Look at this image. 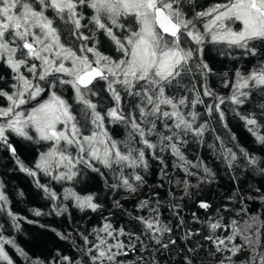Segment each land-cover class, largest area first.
<instances>
[{"label": "snow or ice", "instance_id": "1", "mask_svg": "<svg viewBox=\"0 0 264 264\" xmlns=\"http://www.w3.org/2000/svg\"><path fill=\"white\" fill-rule=\"evenodd\" d=\"M105 41L114 54L102 50ZM207 43L219 46L220 55L235 59L238 52L251 64L247 71L235 68L234 80L225 82L232 89L227 97L208 84L214 69L203 55ZM64 89H71L70 99ZM254 90L264 93V0H226L206 8L195 0H0V149L29 176L42 172L54 181L71 182L86 168L104 177L110 189L131 196L147 183L149 157L171 182L166 153L184 171L176 181L180 199L190 198L192 189L210 182L213 173L205 165L201 174L203 161L193 163L186 157L188 138L205 143L210 130L205 114L224 121L222 105H243ZM260 108L264 112V104ZM237 114L264 145L259 131L264 124L253 114ZM109 125H122L124 138L113 135ZM12 135L47 149L28 165ZM216 140L223 146L218 135ZM221 154L228 167H234L236 153L226 149ZM243 154L264 174V161ZM36 183L57 200L48 185ZM170 194L178 219L162 220L163 203L157 199L154 207L151 197H145L138 200L137 214L128 213L131 230L114 227L105 217L91 233H81L82 262L57 254L51 264H125L131 253L136 255L131 264H264V211L253 214L225 205L217 209L220 215H205L203 220L192 213L198 225L193 227L181 215L177 193ZM233 195L245 200L240 192ZM63 199H71L82 212L104 207L93 194L81 196L72 188L64 189ZM257 199L264 208V193L249 195L245 202ZM7 204L0 190V212L7 210L13 222L23 219L6 209ZM113 207L123 210L119 200ZM198 207L207 211L211 204L200 200ZM67 210L55 203L52 209L56 215ZM230 212L235 215L229 219ZM5 244L14 241L0 235V262L13 264ZM17 251L30 264H48Z\"/></svg>", "mask_w": 264, "mask_h": 264}, {"label": "trees", "instance_id": "2", "mask_svg": "<svg viewBox=\"0 0 264 264\" xmlns=\"http://www.w3.org/2000/svg\"><path fill=\"white\" fill-rule=\"evenodd\" d=\"M225 2L226 0H195V3L202 8ZM196 10L201 9L197 8ZM218 47L211 43L204 45L203 55L214 69V74L210 76L208 84L220 96L227 97L231 95L232 89L225 87V82L234 80L235 68L239 67L243 71H247L251 68V64L245 58H241L238 52L233 54L235 59L220 55ZM102 50L106 54H114V49L109 47L107 41H105ZM63 94L70 99L71 89H64ZM204 99L208 103L214 102L208 97ZM103 103L107 104L108 100L103 99ZM262 104H264V93L254 90V94L243 105L237 106L231 102L222 105L225 112L224 121H220L218 116L209 118L205 114V119L209 120L210 129L205 133V143H192V139L189 137V144L184 146V150L186 157L193 163L203 161L199 169L201 174H203V166L206 165L211 169L213 177L210 178V182L201 184L198 189H192L194 194L183 200L180 199L181 189L177 187L176 181L184 177V171L182 168L176 167L175 158L170 154L163 155L167 157L168 175L172 177L171 182L164 176V173L160 172L161 165L149 157V169L144 173L146 185L138 193L129 196L123 189L119 191L110 189L104 177L86 168H81L78 176L71 182L54 181L42 172H39L36 177L29 176L19 170L10 153L0 149V184H3V189L0 190L8 197L6 209H10L17 217L23 218L13 222L8 216L7 210L0 212V235L14 241V245H4L6 253L12 259L13 264H30L24 256L18 253L17 248L22 249L29 257L39 258L47 261L48 264H51L53 257H56L57 254L74 257L82 262L84 257L80 251L83 247L81 233H91L94 228L102 225L105 217L114 227H126L131 230L132 217L128 213L137 214L138 200L140 199L151 197L154 207L155 201L159 199L163 203L161 219L164 221L178 219L173 216L171 210L173 197L170 193L172 191L177 193L176 201L181 205V215L193 227H198V225L194 223L192 213H198L203 220L205 215H220L217 209L223 208L225 205L237 211L247 208L253 214L264 211L258 199L245 202L249 195L258 196L260 193H264V174L260 171L259 164L249 165L243 154L247 152L255 156L258 161H264V145L256 141L252 133L248 131L244 120L241 119V115L237 114H253L259 123L264 124V112L260 108ZM198 110H202V106H199ZM109 128L112 134L119 139H123L126 135L122 125H109ZM259 131L264 134V127L259 128ZM32 134L35 135V133ZM217 135L222 139L223 146L219 140H216ZM10 139L17 148L20 158L28 165H34L39 153L47 149V145L32 143L15 135H12ZM208 145H214V148H209ZM226 149H231L237 155V160L232 168L228 167L221 154ZM104 171L107 172L106 169ZM191 179L195 184L197 178ZM37 180L40 184L48 185L52 191L57 193L58 198L55 202L41 188L37 187ZM108 180H112L110 172H108ZM161 180L164 182L163 187L160 186ZM65 188H72L81 196L93 194L104 207L97 212L90 210L82 212L74 206L71 199H63ZM234 192L242 193L245 200L233 195ZM154 193L157 195H153ZM229 196H232L231 200L228 199ZM115 200L121 202L123 210L113 207ZM200 200H207L211 204V208L207 211L200 209L198 207ZM54 203L67 206L68 210L62 215H56L52 211ZM33 209H38L42 215L35 216ZM227 215L230 219L235 215V212L227 213ZM237 218L246 219L247 217ZM14 223L19 224V228L15 227ZM181 233L182 229L177 232V235ZM90 239H95L94 235L90 236ZM121 239L125 238L121 237ZM205 250H207V246ZM135 259V253H131L125 264H131Z\"/></svg>", "mask_w": 264, "mask_h": 264}]
</instances>
